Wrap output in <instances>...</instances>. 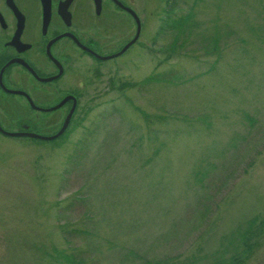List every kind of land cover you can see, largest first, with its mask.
Here are the masks:
<instances>
[{"label":"rangeland","instance_id":"rangeland-1","mask_svg":"<svg viewBox=\"0 0 264 264\" xmlns=\"http://www.w3.org/2000/svg\"><path fill=\"white\" fill-rule=\"evenodd\" d=\"M137 11L64 137L2 138L0 264H264V0Z\"/></svg>","mask_w":264,"mask_h":264},{"label":"flooded vegetation","instance_id":"flooded-vegetation-1","mask_svg":"<svg viewBox=\"0 0 264 264\" xmlns=\"http://www.w3.org/2000/svg\"><path fill=\"white\" fill-rule=\"evenodd\" d=\"M140 1L0 0V146L2 138L44 142L9 134L52 136L73 108L54 140L64 137L80 90L113 76L111 64L141 46Z\"/></svg>","mask_w":264,"mask_h":264},{"label":"water","instance_id":"water-1","mask_svg":"<svg viewBox=\"0 0 264 264\" xmlns=\"http://www.w3.org/2000/svg\"><path fill=\"white\" fill-rule=\"evenodd\" d=\"M129 12H130V14L132 15V17H133V19H135L136 20V29H137V33L139 32V22H138V18H136V16H135V14H133L130 10H128ZM133 41H135L134 40V38H133V40L131 41V42H129L128 44H126L125 45V47L124 48H122L121 50H120V52L119 53H117L116 55H119V54H121L122 52H124V50H125V48L127 47V46H129ZM112 58L113 57H115V56H111ZM72 110H73V108L69 111V113L66 115V117H65V120H64V123L62 124V126H61V128H60V130L57 132V133H55L54 134V136H51V137H45V136H43V137H41V136H39V135H37V134H30V133H11V134H9V136H26V137H29V138H31V139H38V140H41V141H52V140H54V138H57L58 136H60L64 131H65V127H66V125L68 124V122H69V117H70V115H71V113H72Z\"/></svg>","mask_w":264,"mask_h":264}]
</instances>
